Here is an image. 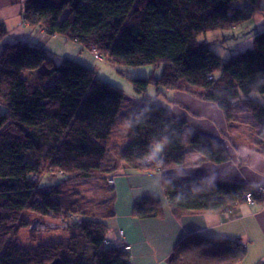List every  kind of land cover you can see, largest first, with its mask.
<instances>
[{
    "label": "trees",
    "instance_id": "trees-1",
    "mask_svg": "<svg viewBox=\"0 0 264 264\" xmlns=\"http://www.w3.org/2000/svg\"><path fill=\"white\" fill-rule=\"evenodd\" d=\"M21 6L24 24L48 36H63L98 59L124 67L163 68L159 78L131 79L142 98L126 119L125 145L109 155L107 141L124 93L97 80L80 63H57L41 47L6 42L7 31L0 25V264H130L122 246L103 243L105 221L114 217L109 177L119 171L160 173L177 218L223 212L243 204L249 193L254 205L264 202V193L248 184L171 176L172 169L191 165L186 163L187 148L201 162L214 165L227 163L229 156L217 141L176 120L146 95L150 85L159 91H184L217 105L227 121L234 120L235 105L243 103L258 126L251 151L264 158V31L254 36L251 49L226 62L207 43L197 42L201 34L250 21L263 11L261 0H21ZM240 96L244 99L238 100ZM44 174L59 183L42 188L31 181L32 175L41 179ZM93 181L103 182L111 195L100 215L74 213L71 204L58 198L67 185ZM158 206L143 200L133 215L154 218ZM25 213L54 220L77 214L68 229H77L90 257L78 249L75 235L67 243L21 246L14 231L28 227ZM246 256L247 248L238 240L193 234L177 244L171 264H238Z\"/></svg>",
    "mask_w": 264,
    "mask_h": 264
},
{
    "label": "crops",
    "instance_id": "crops-1",
    "mask_svg": "<svg viewBox=\"0 0 264 264\" xmlns=\"http://www.w3.org/2000/svg\"><path fill=\"white\" fill-rule=\"evenodd\" d=\"M261 6L264 11V0H261ZM22 12L21 0H0V25L7 31L6 42L29 43L51 52L49 44L52 40H57L56 36H48L40 28L24 24ZM184 95L188 103H206ZM212 106L216 107L210 105ZM238 108L244 109L251 118L255 128L253 132H245L238 127L233 131H222L213 121L207 125H199L200 127H191L192 130L201 132L221 144L229 156L227 163L214 165L201 162L200 155L186 150V163L191 165L172 169L169 174L174 177L210 179L264 188V158L251 151L255 141L252 135H255L258 126L245 106L240 103L233 109L234 117ZM171 113L176 120L188 125L187 112L182 114L179 111L178 117L172 111ZM223 117L224 123L233 121H227L224 114ZM240 123L250 125L245 121ZM113 143H116L114 148L119 150L118 140ZM114 178V217L105 221L112 235L106 240L114 246H130V264H171L172 252L177 244L193 234L206 239L238 240L247 248V256L238 264H264V202L255 205L244 202L215 214H194L177 218L166 199L160 173L149 169L119 171ZM143 200H151L159 205L156 217H134L135 206ZM119 231L124 234L122 240L118 237Z\"/></svg>",
    "mask_w": 264,
    "mask_h": 264
},
{
    "label": "rangeland",
    "instance_id": "rangeland-1",
    "mask_svg": "<svg viewBox=\"0 0 264 264\" xmlns=\"http://www.w3.org/2000/svg\"><path fill=\"white\" fill-rule=\"evenodd\" d=\"M262 31H264V11L257 12L254 15V18L250 21L244 22L232 28L201 34L197 37V42L207 43L211 50L221 59V61L226 62L238 53L251 49L253 47L254 36ZM56 39L58 41L52 40L49 44V48L52 49L49 54L51 57L55 58L57 63L62 59H69L80 63L81 65L91 69L97 80L107 83L124 93L125 99L119 113L120 115L113 126L112 134L109 137V144H107L109 155H112V151H117V149L114 148L116 143L113 142L118 140V144L120 145L119 149L125 145L128 127L126 119L131 113L130 109L134 107V105H136L142 98L140 94L134 91L131 79H147L150 77L159 78L162 74L163 66L160 64H149L139 67L113 65L105 58L98 59L97 56L84 49L81 45L68 41L63 36H56ZM145 54L149 57L154 56L151 52H146ZM214 75L216 78H219L221 72L218 71ZM160 89L161 91H159L154 85H150L147 89L146 95L153 98L159 105L171 110L177 117L179 111L182 114L187 112L188 114H185L188 115L186 116V118H188V125H186L190 129H192L191 127L194 125H207L208 123H211L210 121H213L220 129H222V131L224 129H227V131H233L237 129V127L245 132L246 130L248 132H253L255 130L254 125H252L251 118L242 108L235 110L236 120H233L230 123H224L223 113L214 103L206 102L202 103L206 105H202L196 101L198 99L197 97L187 92L184 93V91L164 89L162 87H160ZM184 94L194 99L197 98L195 100L196 103H188ZM251 97L259 98L257 94H252ZM241 99H244L243 96H240L238 100ZM240 104L243 105V103ZM210 105H215L217 108L214 106L210 107ZM3 111L4 109L0 105V113ZM237 121H239V123ZM240 121H245V123H249L250 125H243ZM252 137L256 138V135L253 134ZM187 150L191 149L187 148ZM160 151L161 146H157L154 150L157 154L160 153ZM63 179L64 177H62V180ZM39 182V186L43 188L55 186L59 183V180L56 177L44 174ZM58 198H60V201L66 205L71 204L74 213H79L81 215L83 211H88L90 213L100 215L108 206L111 195L103 182L93 181L67 185ZM25 219L29 221L28 227L14 231V236L18 239L21 246L27 248L33 247L40 242L51 241L67 243L70 236L75 235L77 236L79 242L78 249L82 248L81 250L86 252V257H90L89 248L86 246L79 233H76V228L70 227L67 230L58 227L61 223V219H41L31 213H25ZM37 224H41L45 227V231L40 229V231L34 232L31 229V226L34 225V228H36L35 226ZM52 224L56 226H53ZM111 235L112 232L110 229H107L105 239L107 237H111ZM92 262L93 261L89 262V264H92Z\"/></svg>",
    "mask_w": 264,
    "mask_h": 264
},
{
    "label": "built area",
    "instance_id": "built-area-1",
    "mask_svg": "<svg viewBox=\"0 0 264 264\" xmlns=\"http://www.w3.org/2000/svg\"><path fill=\"white\" fill-rule=\"evenodd\" d=\"M209 79H211V77H210ZM56 177H57L58 179H62L63 175H62L61 173H56ZM31 181H32L33 183L39 182V181H40V177H38L37 175H32V176H31ZM114 181H115L114 176H110V177H109V183L112 185V187L115 186ZM255 191H256L257 193L263 194V193H264V188L261 187V186H259V187L255 188ZM244 201H245V203H247L248 205H254V201H253V198H252V196H251V193L246 194V195L244 196ZM75 219H78V215H77V214L70 215L67 219H63V220H61V223L58 225V227H60V228H62V229H68V225H69L72 221H74ZM52 225H53V226H56V225H54V224H52ZM35 227H36V228H34V225L31 226V229H32L34 232H36V231H40V229H43V230L45 231V229H46V228L43 227L41 224H37ZM118 237H119L121 240L123 239L124 234H123L122 231H119V232H118ZM103 243H104V246H105V247H112V246H114L110 241H107V240H105ZM122 248H123V250H124L126 253H129L130 250H131V247L128 246V245H125V244L122 245Z\"/></svg>",
    "mask_w": 264,
    "mask_h": 264
}]
</instances>
